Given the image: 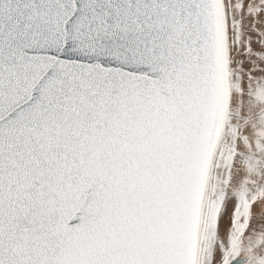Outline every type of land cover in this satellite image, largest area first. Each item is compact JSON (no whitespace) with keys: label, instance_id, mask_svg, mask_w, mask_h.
I'll use <instances>...</instances> for the list:
<instances>
[{"label":"snow or ice","instance_id":"snow-or-ice-1","mask_svg":"<svg viewBox=\"0 0 264 264\" xmlns=\"http://www.w3.org/2000/svg\"><path fill=\"white\" fill-rule=\"evenodd\" d=\"M0 264H264V0H0Z\"/></svg>","mask_w":264,"mask_h":264}]
</instances>
